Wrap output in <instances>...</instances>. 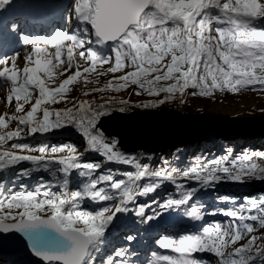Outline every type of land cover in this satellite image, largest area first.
<instances>
[{
    "label": "snow or ice",
    "instance_id": "snow-or-ice-1",
    "mask_svg": "<svg viewBox=\"0 0 264 264\" xmlns=\"http://www.w3.org/2000/svg\"><path fill=\"white\" fill-rule=\"evenodd\" d=\"M13 6L14 0H0V14ZM68 9L63 30L57 28L49 36H20L24 45L31 46L30 51L25 49L22 70L17 67L19 53L0 56V87L10 85L6 101L11 104L15 100L17 113L0 114V173L11 172L21 162L29 161L36 170L51 171L52 176L62 173L63 184L71 183L76 190L57 194L43 180L34 189L24 184L19 185V190L0 186V247L22 234L31 253L46 264H121L111 254L97 261L107 243V234L120 226L118 214L128 211L127 203L135 195H149L161 186L157 181H173L174 176L164 170L150 171L135 157L118 151L116 139L105 136L98 125L111 114V101L96 106L87 100L77 101L62 110H50L44 105L67 99L70 85L81 76L80 61L88 65L83 67L84 73H123L113 75L104 88H93L92 92L108 88L119 92L136 85V95L165 94L162 100L138 105L145 108L163 104L187 89L195 90L191 95L201 97L225 90L233 94L257 88L264 91V0H71ZM16 30L17 25L13 24L11 31ZM98 65L109 66L106 72H98ZM58 66L63 67L61 75H68L57 87L49 88L40 73L52 79ZM125 68L131 71L125 72ZM84 81L91 82L87 76ZM26 104H30L27 111ZM37 113H42V118H37ZM9 121L18 122L16 130L4 131ZM19 125L27 127V135L72 127L84 137L88 151L108 162L134 164L137 171L123 173L126 179H115L111 170L93 178L101 163L81 162L77 147L72 144L51 146V153H69L55 162L46 159L47 145L32 149L26 143H12L11 149H5L7 141L22 138L24 129ZM36 150L40 155L21 154ZM252 160L247 153L235 159L225 155L191 167L182 175L202 187L219 182L247 183L253 178L264 180V167ZM74 170L76 174L72 175ZM32 172L31 168L22 169L19 176L28 177ZM83 177H87V182ZM144 178L150 182L137 183ZM103 182H110V187L100 186ZM197 191L192 188L181 199H170L160 207L184 205ZM245 200L251 209L241 205L239 212L223 213L231 218L229 223L204 226L175 240L160 239V248L169 252L153 253L148 264H212L196 254L213 256L215 264H264V235L253 234L257 228L264 229V194ZM88 201L118 203L88 211L82 207ZM136 215L148 224L161 213L146 216L142 205ZM188 215L194 219L202 217L195 207ZM133 239L127 236L128 241ZM241 240L246 242L237 246ZM115 255L125 257L122 264H129L125 249Z\"/></svg>",
    "mask_w": 264,
    "mask_h": 264
},
{
    "label": "trees",
    "instance_id": "trees-1",
    "mask_svg": "<svg viewBox=\"0 0 264 264\" xmlns=\"http://www.w3.org/2000/svg\"><path fill=\"white\" fill-rule=\"evenodd\" d=\"M6 26H9V24H6ZM4 32L6 33L7 31ZM60 68L61 67L59 66L54 70L52 79H48L43 73H40L41 77L46 78L45 82L49 85V88H54L61 81H54V79H57L58 76L56 71ZM81 73L82 74L77 78V81L70 85L72 90L68 93L67 99L65 101H61L57 104H47L44 105V107H48L50 110H62L71 108L77 101L87 100L93 106L104 104L106 101H111V103L108 105V107L112 109L111 114L118 111L120 107L126 108V111L122 113L129 112L131 110L130 108L133 107L143 111H154L159 109L164 104L173 101V99H179L182 102L184 98H186L188 95H191V92L195 91L193 89H187L182 95L179 93L176 94L174 98L171 99V101H166L165 103L159 104L156 107L145 108L138 105L162 100L164 99L165 94L161 93L160 96L157 97L149 96L147 93H144V95L146 94V97L149 100L135 104L131 103V93L133 92V89L138 90L136 85H129L126 89H122L119 92L113 91L111 88H108L104 91L92 92L90 90L93 88H104V86L107 85L110 80L97 81L99 82L98 87L94 86L97 84L95 83L96 81L94 82L95 84H92L91 82L85 83L84 77H88L89 73H84L83 71H81ZM113 83H115V81H113ZM85 93H87V95ZM37 95L38 92L34 93L32 100L33 103ZM121 100L126 101L127 103L122 105L119 103ZM27 110L29 109H25V111ZM178 110L182 112L179 107ZM37 118H42V113H37ZM12 122L15 121H9L8 128L4 131L15 130L11 128L10 123ZM21 128L24 129L22 138L7 141L4 145L5 149H11L12 143H26L30 145L32 149H38L40 146L47 145L49 147V153H47L46 156H49L51 153V146L72 144L77 147L76 154L81 157V162L101 163V169L93 173V178L101 174H108L109 170H111L112 173H115V179H126V177L123 176V173H135L137 171L134 164L108 162L104 157L100 156L96 152L88 151L84 137L72 127H67L62 130H52L43 134L36 133L33 135H27L28 129L26 126L21 125ZM117 150L125 155L135 157L141 165H147L150 171L164 170L166 172H170L174 176L173 181H157L161 184V186L155 192L146 196L135 195L133 200L127 203L128 211L118 214L120 217L119 225L121 227L122 234L135 232L141 237L146 233L150 234L152 232H156L151 230V225L152 223H158V218L156 220L150 221L148 224L143 223L141 221V217L136 215V212L140 206H144V212L146 216H152L154 213H157L162 209L160 205L165 204L170 199H181L182 196L192 188H196L198 191L192 198L188 200L186 204L173 205L169 208L173 214V221L186 225V228H192V226H190L192 223L200 224L205 222L208 214L211 213L212 210L220 211L223 209L225 212L228 210L239 212L241 205H243L245 209H251L252 205L248 203L247 200H245V197L252 199L264 194V180L253 178L251 182L247 183L219 182L212 187H202L199 182L195 181L194 179L185 178L182 175L183 171L189 170L191 167L197 166V164H206L213 159H219L225 155H227L229 159H235L236 157L243 156L245 153L253 157V160L251 161L252 163H257L261 167H264V156L261 155L264 154V133L256 136H245L231 132L213 134L208 135L203 139L181 144L173 148H161L159 151L153 154H148L145 152L128 153L122 151L119 147H117ZM21 154H31L34 156L40 155L38 150L31 152L26 151ZM68 154L69 153L67 151L52 153V156L54 157L51 160H53V162L58 161L60 158L65 157ZM201 158H205V160L200 163L199 161ZM27 168L33 169V172L30 174L31 178H28L29 180L27 177L19 176V172L22 169ZM76 171L77 170H74L72 175H75ZM81 179L87 182V177H83ZM41 180L46 183H50L53 186V191L55 190L63 193L66 190L65 193H67L72 190H76L72 187L71 183L68 186L63 184L62 173H57L56 176H52L51 171H46L43 169L36 170V166L29 161L21 162L19 165L15 166L11 172L3 171L0 173V186L5 188H13V186H15L13 190L19 189V185L23 184L24 181H28L29 183L26 187L29 189H34ZM148 182H150L149 178H144L142 181L137 183L142 185L143 183ZM100 186L109 188L110 182H103ZM80 187L82 188V185ZM116 203H118V201L98 202L95 204L88 201L83 203L82 207L84 210L96 211L103 206L112 207ZM193 207L197 208L201 212V219H194L188 215ZM253 214L255 213L253 212ZM230 221L231 218L228 217L227 222ZM253 234L262 236L264 235V229L257 228ZM245 242L246 240H241V242H238L237 246ZM109 246L110 245L108 243L107 236V243L102 247V251L105 252L106 247Z\"/></svg>",
    "mask_w": 264,
    "mask_h": 264
},
{
    "label": "rangeland",
    "instance_id": "rangeland-1",
    "mask_svg": "<svg viewBox=\"0 0 264 264\" xmlns=\"http://www.w3.org/2000/svg\"><path fill=\"white\" fill-rule=\"evenodd\" d=\"M61 4L64 5V9H59L57 6L53 5V4ZM71 3V0H14V6L12 8H9L7 12H4L2 14H0V18H4V17H9L8 14L9 13H15L16 12V8H18L21 4L22 5H30L31 6H40L43 9L48 8V10H52L50 12H54L56 14H60L61 17L59 20H61L62 18H65L66 24L63 28L66 27L67 25V17H68V13L70 11V9H68V5ZM55 8V9H53ZM13 17V15H12ZM16 21V20H14ZM75 26V25H73ZM60 29H62V27H59ZM63 30V29H62ZM49 28L46 32H42L41 31V36H49L51 35L53 32H49ZM25 33L23 28H17L16 30V34H13L12 37H17L20 35H23ZM24 45V44H23ZM14 47L15 53H19L20 54V58L17 59V67L20 68L21 70L24 67V60L22 59V57H24L26 55L25 49L27 48L28 51L31 50V46L30 45H24L22 46H18L16 47V45L12 46ZM50 51H54V49H50ZM13 54H11L10 56H12ZM77 59L79 60V58L77 57ZM81 64V71H83V67H86L88 65L84 64L83 61H80ZM9 66H11V61H9ZM109 65H104L102 68L99 67V65L97 66V71L98 72H106V69ZM3 67V66H0ZM59 67V66H58ZM63 71V67H61L60 69H58L56 72L58 73L57 79L55 78L54 81H62L63 79H65L68 75V73H65L64 75H61L60 73ZM125 72L127 71H131V69L129 68H125L124 70ZM72 72H75V68L72 69ZM82 74V73H81ZM123 73L117 72L115 74L112 73H107L105 75H97L96 73H91L88 75L89 80L91 81V83L93 84L95 81V83H97L94 86H98L97 81H105V80H112L113 79V75L115 76H120ZM94 76V77H93ZM44 79H46L45 77H42ZM94 83V84H95ZM47 84V83H46ZM48 85V84H47ZM58 85H56L55 87H57ZM49 87V85H48ZM54 87V88H55ZM99 87V86H98ZM10 89V85H3L2 87H0V114H7L8 116L17 114L15 113V100L12 101L11 104L7 103L6 101V95L8 90ZM136 89H133V92L131 93V103H135V104H139L143 101H148L149 99L146 97V94L144 95V93L142 92L140 95H136L135 94ZM72 96V95H71ZM171 101V100H170ZM233 103L236 104H242V105H232ZM218 104V105H217ZM213 106H217L219 111L223 112V113H217V112H210L208 111V109L210 107ZM138 107V106H137ZM178 107L182 110V114L184 115H200L203 113H207V114H215V115H221V116H229V117H234V118H251L254 116H264V91L259 90V88H257L256 91H252V90H241L239 93L233 94L228 92L227 90L225 91H216L214 93V95L210 96V97H201L199 95L193 96V95H188L186 98H184L182 100V102L179 99H173V101L164 104L163 106H161L159 109L154 110V111H159L162 108H167V109H176L178 110ZM25 109H30V104H26L25 105ZM131 110L129 112H132L134 110H139L135 107L130 108ZM139 111H143V110H139ZM146 111V110H144ZM117 113H122V112H118ZM127 112V113H129ZM180 112V111H179ZM11 124V128L15 129L18 127V122H12ZM19 127H21V125H19ZM37 155V153H36ZM54 156H52V153L49 154V156H46V159H53ZM205 160V158H201L200 159V163ZM198 162V163H199ZM198 165V164H197ZM31 178L30 176L27 177ZM29 180V179H28ZM25 186H28V181H24L23 183ZM19 190V189H17ZM55 191V190H54ZM57 194H63L66 192V190L63 193H60L58 191ZM225 212V210H212L211 213L208 214V217L206 218V221L200 224L197 223H192L190 226H192V229H188L186 228V225L174 222L172 220V211L167 208V209H162L160 211H158V213H161L160 218V224H162L163 226H169V227H176L179 226L182 229L181 234L179 235H175V231L173 232V234H170L168 232H164L166 233L168 236H164V237H157L156 239H152L153 241H148V236L146 237H137V236H133L134 239L131 241L128 240H122L120 241V245L116 248V250H114V254L112 255L113 259L119 260L122 262L124 261L125 257H117L115 255L116 251H119V248H123L125 250H127L128 247H130L131 245L134 246V248L136 249H147V255L142 254V253H130L129 255H127L126 259L129 261V264H146V258H148V260L150 261L153 257L152 254L153 253H157V254H167L169 252V250L166 249H162L159 246V240L160 239H164V238H171V239H178L180 236L185 235V234H189V233H194L197 230L202 229V227L204 226H209V225H214L216 223H229L227 222L228 217L223 215V213ZM213 213H215L213 215ZM158 225H152V228L157 227ZM162 227H159L157 230H161ZM193 228H195L193 230ZM116 229V228H115ZM113 234L111 232L108 233V235ZM176 236V237H174ZM113 237V235H112ZM111 239V238H110ZM115 240V238L113 239ZM241 242V241H239ZM119 249V250H117ZM197 256H202L204 259L209 260L212 262V264L214 263V257L209 255V254H196ZM99 259L100 260H104L108 255L104 256V253H100L99 255ZM9 258H5L0 256V264H14V263H10Z\"/></svg>",
    "mask_w": 264,
    "mask_h": 264
},
{
    "label": "water",
    "instance_id": "water-1",
    "mask_svg": "<svg viewBox=\"0 0 264 264\" xmlns=\"http://www.w3.org/2000/svg\"><path fill=\"white\" fill-rule=\"evenodd\" d=\"M98 126L107 137L117 139L125 152L154 153L218 132L260 135L264 132V116L239 119L207 113L184 115L176 109L162 108L159 111L113 112ZM0 255L17 258L24 264H46L31 253L22 234H16L12 242L0 247Z\"/></svg>",
    "mask_w": 264,
    "mask_h": 264
},
{
    "label": "bare ground",
    "instance_id": "bare-ground-1",
    "mask_svg": "<svg viewBox=\"0 0 264 264\" xmlns=\"http://www.w3.org/2000/svg\"><path fill=\"white\" fill-rule=\"evenodd\" d=\"M53 5H55V6H57L60 10L61 9H64V5H61V4H58V3H56V4H53ZM12 16V15H11ZM232 104V103H231ZM234 105H242V104H236V103H233ZM232 104V105H233ZM218 105V104H217ZM208 111H210V112H217V113H223V112H221V111H219V109H218V107L217 106H213V107H210L209 109H208ZM196 232V231H195ZM119 250V249H118ZM127 253H128V255L130 254V253H142V254H145V255H147V249H136V248H134V246H130V247H128L127 248ZM148 262H149V260H148V258H146V261H145V263L146 264H148Z\"/></svg>",
    "mask_w": 264,
    "mask_h": 264
}]
</instances>
